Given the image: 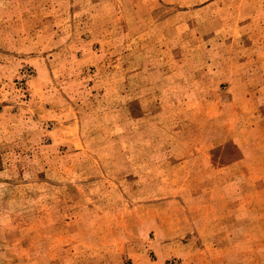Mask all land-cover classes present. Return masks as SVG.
I'll use <instances>...</instances> for the list:
<instances>
[{
    "label": "rangeland",
    "instance_id": "rangeland-1",
    "mask_svg": "<svg viewBox=\"0 0 264 264\" xmlns=\"http://www.w3.org/2000/svg\"><path fill=\"white\" fill-rule=\"evenodd\" d=\"M0 264H264V0H0Z\"/></svg>",
    "mask_w": 264,
    "mask_h": 264
}]
</instances>
